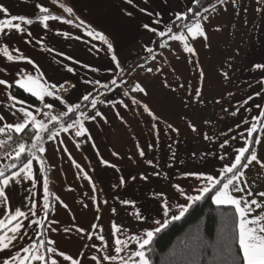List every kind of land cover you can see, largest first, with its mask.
<instances>
[{"label":"crops","instance_id":"obj_1","mask_svg":"<svg viewBox=\"0 0 264 264\" xmlns=\"http://www.w3.org/2000/svg\"><path fill=\"white\" fill-rule=\"evenodd\" d=\"M37 3L49 8L47 14L59 17L57 21L49 22L51 27L47 30L37 21L41 15L35 7ZM240 4L247 6L246 14L240 6L232 8L220 4L216 12L205 13L210 17V22L204 24L208 40L189 39V45L196 50V55H190L183 51L180 42L173 41H169L168 47L158 48L149 54L145 46L152 48L158 37L144 28L148 24L166 30L153 21L161 19L168 24L173 13L191 6L188 0H131V3L128 0H0V6L7 10L0 13V19L10 14L33 20L32 25H24V34L15 33L13 29L10 36L0 35V47L7 42L10 54L26 56L39 66V71H36L26 60L9 62L0 53V68L7 69L0 72V79L16 87L14 82L19 78L18 71L38 78L44 74L42 80L69 89L65 92L61 88L56 92L66 100L76 101L86 94V90L95 93L97 108L93 110L89 103L84 112L89 116L97 110L102 113V117L95 120L81 117L87 130L83 137H76V129L73 128L56 139H47L44 163H40L38 155L34 161L32 181L15 184L11 189L10 205L0 202V209L5 211V216L0 219H6L7 213L15 208L28 213L29 205L36 204L39 214L33 217L28 213L29 220L24 223L42 220V226L23 229L28 235L18 240L12 252L20 245L29 246L40 240L47 219L43 242L52 239L55 244L49 247L73 255L82 264H94L91 256L102 259L105 252L103 248L97 252L100 241L88 240L87 234L103 235L105 241H109L112 224L142 234L154 227L155 219L162 218L159 198L153 193L164 192L172 198V204L186 203L171 185L180 183L187 191L193 183L200 182L193 178L185 179L183 173H219L227 162L220 157L226 152L228 158L232 157L233 149L244 142L240 133L254 122L252 117L264 107V84L261 83L264 70L253 68L254 64L264 63V15L256 13L255 0H240ZM67 7L73 9L72 14L63 11ZM217 27L220 31L215 30ZM92 30L104 35L107 43L88 35ZM27 32L32 33L31 37ZM26 40L30 42L25 43ZM108 44H112L113 51L108 50ZM113 54L125 69L123 73L111 75L107 72L114 67ZM67 67L74 71L67 72ZM149 67L153 68L152 72L147 71ZM110 75L111 79H117L119 88L108 91L99 84L86 83L96 80L110 83ZM137 82L146 89V95L131 91ZM70 84L76 87L71 88ZM11 88L0 85V116L5 117L0 120V127L20 122L13 114L20 105L12 107L13 101L8 99ZM196 88L201 90L200 97L193 94ZM124 92L129 95L124 96ZM134 98L141 101L139 106L132 103ZM47 99L58 104L52 98ZM245 100L248 101L246 105L243 104ZM144 105L149 106L159 120L154 121L144 112ZM24 106L28 105L24 103ZM35 109L32 107L34 115L44 121L45 117ZM49 111L53 115L59 114V108ZM233 112L236 115H232ZM190 122L200 130L199 135L187 126ZM169 123L179 132H171ZM153 124L157 127L154 128ZM5 131L9 130L5 128ZM205 134L212 138L211 141L203 139ZM232 136L237 139L232 140ZM258 136L264 138V131H259ZM226 138L229 147L223 149L220 144ZM150 144L153 145L152 150L148 148ZM141 149L145 152L143 159L139 156ZM254 150L264 161V139L255 144ZM102 160L113 167L104 165ZM147 160H152L153 166H149ZM11 161L0 164V167L10 165ZM153 172L159 175H152ZM245 172V183L250 185L246 191H264V169L254 164ZM142 173L149 175L147 181L139 179ZM131 176L137 179L119 186L121 177ZM44 177H47L49 185L47 202L50 207L46 211L43 210L46 202ZM237 195L264 203V198L258 195L248 197L246 192ZM125 200L131 203L124 205L122 201ZM114 208L115 212L112 211ZM253 209V217L264 214L255 206ZM141 211L147 218L143 222L135 219V214ZM49 220L58 223H49ZM93 224L98 228L92 229ZM77 228L84 232H78ZM44 255L57 259L58 264H70L62 257Z\"/></svg>","mask_w":264,"mask_h":264},{"label":"snow or ice","instance_id":"obj_2","mask_svg":"<svg viewBox=\"0 0 264 264\" xmlns=\"http://www.w3.org/2000/svg\"><path fill=\"white\" fill-rule=\"evenodd\" d=\"M131 3V0H128ZM147 2V0H145ZM191 6L187 7L186 10L173 13V18L168 24H164L161 19L153 21L157 25H163V29L153 28L148 24L144 25V28L153 33L154 36L159 38L158 46L160 49H164L169 46V41L180 42L183 45V51L190 54L196 55V50L193 46L189 45V39L196 40L198 38H203L205 41L208 40L207 33L204 28V24L210 22V17L205 15V13L216 12L217 5L213 4L211 9L204 7L203 12L200 11V0H188ZM220 5H228L229 7L235 8L237 6L242 7L243 12L246 14L248 9L246 5L240 4V0H218ZM255 11L256 13L264 15V0H255ZM38 9L37 21L40 25L47 30L51 27L50 21H57L59 17L55 15H49V8L43 6L40 3L35 5ZM68 14H72L73 9L71 7L64 8ZM7 10L3 6H0V13H6ZM151 14V13H150ZM159 16V14H156ZM62 23H70V21H61ZM248 21L245 20V24ZM33 20L23 16L8 15L7 18L0 19V35L10 36L14 29L15 33L24 34L26 29L24 25H32ZM84 24V21H81ZM88 28V25H84ZM175 29H181V31H176ZM216 31H220L217 27ZM27 35L31 37L32 33L27 32ZM88 35L98 37L101 41L107 43L104 35L95 30L89 31ZM26 40L25 43H29ZM40 42V41H38ZM108 50L113 51L112 44H108ZM145 50L149 54H153V48L145 46ZM19 52V49H15ZM0 53L7 58V61L13 62L16 59L26 60L27 64L32 65L36 71H39V66L35 64L32 59L26 56L15 57L10 54L9 46L5 42V46L0 47ZM155 58V57H153ZM69 59H71L69 57ZM111 60L114 62V67L107 69V72L111 75H116L117 72L123 73L125 69L122 67L118 57L113 54ZM138 67H143L139 65ZM254 69L264 70V63H257L253 65ZM67 72L72 73L74 69L72 67H67ZM7 71L5 68H0V72ZM96 71V69H93ZM148 72H152L153 68H147ZM129 74H131L129 72ZM18 79L15 80V86L22 89L26 93H30L32 97H35L41 104L43 108L52 110L53 108H59V114L53 115L51 111H41V109L36 108L35 112L40 113L45 117L44 121L37 119L36 115L32 110L30 105L24 106L22 100L17 99L14 95H9L8 99L13 101L12 107L15 105H20L16 108L14 115L20 122L17 123H6L4 127H0V133L5 131V128L9 131L15 132L16 134H21L27 131L29 128L33 132V142L31 148H28L24 143H20L18 147L14 150L13 155L9 158L13 161L10 165H5L0 167V202L4 204H9L11 202V189L15 184L23 183L26 181H32L33 179V166L34 161L38 159L37 153L40 154V163H44V155L47 151L44 146L45 134L48 133V140H53L59 137L61 133H67L71 129L75 128V136L83 137L86 135V128L84 126L81 117L84 120H95L97 117H102L100 111H94V114L89 116L84 111H82L83 103L88 102L91 108L95 110L97 108L98 100L92 97L90 90H86V94H83L76 101L66 100L60 95H56L59 89H63L68 92L69 89L65 88L64 85H57L50 83L48 81L42 80L44 74L41 77H34L33 75H23L22 71H18ZM109 76L110 83H100L99 80L92 83L93 86L99 84L100 87L111 91L112 88H119L117 79H111ZM201 76L203 73L201 72ZM225 78H227L225 74ZM264 84V81H261ZM0 85L5 86V88H11L12 84H9L5 79H0ZM71 88H75V84H70ZM131 91L133 93H144L147 94L146 89L137 82ZM194 96L200 97L201 90L196 88L194 90ZM124 96H128V92L123 93ZM256 95H260L259 92ZM47 98H52L53 101H57L58 104L49 102ZM105 101H100L104 103ZM219 103V101H216ZM132 103L139 106L141 101L133 99ZM248 101H243V104H247ZM63 106V107H60ZM127 107V104L124 105ZM259 107V106H258ZM224 111H228L225 109ZM144 112H146L154 121L159 120V117L150 109L149 106L144 105ZM76 115L73 123L65 124L64 117H70L71 115ZM232 115H236L235 112ZM22 117V119H21ZM4 116H0V120H4ZM254 121L250 124L245 131L241 132L240 135L244 137V142L241 146L233 149V155L228 158L227 152L220 159L226 160V164L220 168L219 173H203L197 171H189L183 173L185 179L193 178L195 181L200 183H193L189 190H185V187L180 183L172 184L171 187L183 197L186 203H170L171 197L166 196L164 192L153 193L154 197L159 198V203L161 205L160 212L162 213V218H157L153 221L154 227L150 230H144L143 233L126 231L124 226L118 224L111 225V232L109 241H105L103 235H93L91 233L87 234V239L92 241H100V247H96V251L100 252L103 248L105 254L102 259L98 258L96 255L91 256V261L94 264H103L107 261L108 264H151L148 257V250L154 240V237L159 234L162 230L166 229L171 223L181 220L186 213L189 212L195 204L199 201L204 200L206 197L211 199V202L217 206H230L234 208L237 216V243L238 250L235 254L229 244H225L221 249L223 253L222 264H264V214H257L253 217V206L256 209H261L264 211V203L258 201L257 199H245L242 194L246 192L248 197H253L258 195L264 198V191L258 193H253L251 191H246L250 185L245 183L246 172L245 170L250 169V166L256 164L260 168L264 169V161H261L256 151L252 148V144H260L262 139L260 136L256 135L258 132L257 122L261 124L259 131H264V108H260L257 116H253ZM207 123V121H206ZM49 125H59V131L52 132ZM192 132L200 134V130L196 127L194 123H189L187 125ZM156 128L157 125L153 124ZM239 127V124L237 125ZM168 128L171 132H179V129L174 127L172 124H168ZM203 139L211 141V137L207 134L203 136ZM232 140L237 139L236 136L231 137ZM139 147V146H138ZM171 147V146H170ZM220 147L227 149L229 147L228 138L221 142ZM149 150H152L153 145H148ZM25 152L29 158L24 159ZM116 155V153H113ZM195 155V154H194ZM139 156L141 159L145 157L144 150L139 151ZM173 158L175 156L173 155ZM15 161H20L18 165ZM104 165L108 167H113L108 161H101ZM146 163L149 166H153L152 160H147ZM171 167V165H169ZM76 167L79 169L80 165L77 164ZM158 167V165H157ZM152 175H159L158 172H153ZM87 178V177H86ZM44 191H45V203L43 205V210H48L50 204L48 201V179L44 177ZM136 176H131L128 178H120L119 186H124L129 183V181H135ZM139 179L142 181H147L149 179L148 174H140ZM32 187H35V183H32ZM124 205H128L130 201H122ZM113 212L116 209H112ZM28 213L31 216H37L39 212L37 211L36 204H30L28 207ZM20 208H15L7 213L6 219H0V264H58L57 259H50L49 256L44 255V253L51 254L52 256L62 257L63 261L70 262V264H82L81 260L76 259L73 255L65 254L64 252L58 251L55 247H49L48 245H54L55 241L48 239L46 242L41 240H36L34 243H30L29 246L20 245V247L12 252L11 249L16 247L18 240L23 239L28 233L24 232L25 228H32L34 226H42V220H30L29 223H24L25 220H29V214ZM5 216V211L0 209V217ZM135 219L139 222L145 221L147 218L143 215V212H137L135 214ZM49 223H58L53 220H49ZM92 229H97L98 225H91ZM55 230V229H53ZM67 231V229H66ZM78 232L83 233L84 230L77 228ZM95 245H90L92 247ZM202 245L192 243L185 260V264H199V257L201 256ZM43 250V251H42Z\"/></svg>","mask_w":264,"mask_h":264},{"label":"trees","instance_id":"obj_3","mask_svg":"<svg viewBox=\"0 0 264 264\" xmlns=\"http://www.w3.org/2000/svg\"><path fill=\"white\" fill-rule=\"evenodd\" d=\"M200 4L202 5L200 11L203 12L204 7L211 9L213 4L218 5L219 3L218 0H200ZM175 30L181 31V29ZM158 42L159 38L153 42V52L158 50ZM10 94L22 100L27 105L41 109L42 112L49 111V109L43 108L41 102L35 97H32L29 93L17 87H12ZM94 95L95 93L92 94V97ZM82 103V111H84L89 103ZM78 114L64 117L65 124L72 123ZM260 127L261 124L257 122L258 132L256 135H258ZM49 128L52 132H55L59 128V125H49ZM0 135L19 138L28 148H31L33 142V132L30 128L19 135L11 131H4ZM48 135V133L45 134L43 143L47 140ZM252 148L255 149V144H252ZM36 155L38 156L40 154L37 153ZM27 158L29 157L27 156V152H25L24 159ZM15 162L18 165L20 164V161ZM48 214H50V210L47 216H49ZM237 222V216L232 207L216 206L211 202L210 198L206 197L189 209V212L181 220L171 223L166 229L154 237L148 250V257L151 264H185L187 253L194 241L202 245L199 264H222L223 253L221 249L225 244L230 245L233 254L238 250ZM46 223L47 219L42 228V236H40V240L42 241Z\"/></svg>","mask_w":264,"mask_h":264},{"label":"built area","instance_id":"obj_4","mask_svg":"<svg viewBox=\"0 0 264 264\" xmlns=\"http://www.w3.org/2000/svg\"><path fill=\"white\" fill-rule=\"evenodd\" d=\"M23 141L13 136L0 137V164L11 160L9 157L13 155L14 150Z\"/></svg>","mask_w":264,"mask_h":264}]
</instances>
